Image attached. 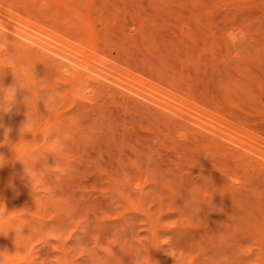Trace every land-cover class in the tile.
Returning a JSON list of instances; mask_svg holds the SVG:
<instances>
[{"label": "rangeland", "instance_id": "obj_1", "mask_svg": "<svg viewBox=\"0 0 264 264\" xmlns=\"http://www.w3.org/2000/svg\"><path fill=\"white\" fill-rule=\"evenodd\" d=\"M0 11V264H264V0Z\"/></svg>", "mask_w": 264, "mask_h": 264}, {"label": "bare ground", "instance_id": "obj_2", "mask_svg": "<svg viewBox=\"0 0 264 264\" xmlns=\"http://www.w3.org/2000/svg\"><path fill=\"white\" fill-rule=\"evenodd\" d=\"M0 12H1V11H0ZM3 13H4V15H5V12H3ZM6 14H7V13H6ZM7 16H8V14H7ZM13 18H14V17H13ZM0 19H3V17H1ZM9 19H10V21L13 20L11 16H10ZM0 21H1V20H0ZM16 21H17V20H16ZM4 22H5V21H4ZM0 23H1V22H0ZM18 23H19V22H18ZM10 24H11V22H10ZM12 24H13V23H12ZM15 24H16V23H15ZM28 24H29V23H28ZM28 24H27V25H28ZM29 25H31V24H29ZM0 26H2V25L0 24ZM10 26H11V25H10ZM14 26L17 27V25H14ZM14 26H12V27H10V28H9L8 26H6V27L9 28V29L12 28V29H13V32L16 30V33H17V34H20V31H21V32H22L21 35L23 36V39H24V37L26 38V39H24L23 41L30 40V43H31V41H32V43H31L32 45H33V42H34V44L36 43V44H37L38 46H40L41 48L46 49V50L48 51L49 55H50V54H53V55H55V56H58V57H55V58L53 57V58H54V61L59 62V61H61L60 59H63V58H64V59H66L67 62L70 63V65H72L71 63H75V64L77 63L78 55H77L76 53H74V52L71 53L72 51H69L70 53L63 52V50H62L61 48H59V47H60L59 40H55V39H54V40H55V41H54V40L52 39V40H53V41H52V40L49 39L50 41L54 42L53 44L56 45V43H57V44H58L57 46H55V45H53V44H50L49 40H47V42H49V43H47L46 40H44V39H43V40H44L45 43L42 42L43 40H42L41 37L45 38L44 35H45L46 32H44L43 30H41L39 27L32 26V25H31V26H28V29H27V27H24V28L27 29V31H28L29 29H31V31L29 30V34L27 33L28 35H26V34H24V33H26L25 29H22V28L18 27V29H20V30H19V33H18L17 29H16V28L14 29ZM3 27H5V25H3ZM29 27H34V29H35L36 31L38 30V32H40V35H39L38 32L34 31L33 28H29ZM3 29H4V28H3ZM12 29H11V30H12ZM6 30H7V29H6ZM23 30H24L25 32H24ZM32 30H33V32H32ZM0 31H2L1 28H0ZM3 32H4V31H3ZM34 32H35V33H34ZM42 32H43L44 34H42ZM89 32H90V31H89ZM37 33H38V35H37ZM9 34H10V33H9ZM21 35H20V36H21ZM42 35H43V36H42ZM89 35H91V33H89ZM14 36H16V35H14ZM22 36H21V37H22ZM46 36H48L47 33H46ZM17 37H19V36H17ZM21 37H20V38H21ZM20 38H19V41H20ZM46 38H49V37H46ZM21 40H22V39H21ZM41 40H42V41H41ZM57 41H58V42H57ZM27 42H28V41H27ZM28 43H29V42H28ZM61 43H62V42H61ZM62 44H63V43H62ZM25 45H26V44H25ZM32 45H31V47L34 48V46H32ZM58 46H59V47H58ZM64 46H65V45H64ZM24 48H25V47H24ZM28 48H29V47H28ZM26 50H27V46H26ZM28 50H30V49H28ZM32 50H33V49H32ZM67 50H68V49H67ZM41 52H42V49H41ZM41 52H40V53H41ZM44 52H46V51H44ZM44 52H43V53H44ZM45 54H46V53H45ZM75 54H76L77 56H76ZM61 57H62V58H61ZM56 58H57V59H56ZM80 59H81V57H80ZM58 60H59V61H58ZM62 61H63V60H62ZM63 62H64V61H63ZM79 62H80V61H78V64H79ZM64 63L66 64V62H64ZM64 63H62V64H64ZM83 63L86 64V65L88 66V63H87V62L84 61ZM83 63L80 62V64H83ZM75 64H74V65H75ZM80 64H79V65H80ZM101 64H102V63H101ZM89 65H90V64H89ZM72 66H73V65H72ZM75 66H76V65H75ZM82 66H84V65H82ZM87 66H86V68H88ZM73 68H74V67H73ZM89 68H90V67H89ZM94 68H95V67H94ZM94 68H93V69H94ZM101 69H102V67H101ZM104 69H105V68H104ZM104 69H103V70H104ZM105 71H106V70H105ZM75 72H76V71H75ZM82 73H83V72H82ZM103 73H105V72H103ZM79 74H80V73H79ZM87 74H88V73H87ZM106 74H107V73H106ZM76 75H77V74H76ZM84 75H85V73H84ZM92 75H96V74H92ZM87 77H88V76H87ZM106 77H107V76H106ZM106 77H104V78L106 79ZM77 79H78V77H77ZM85 79H86V78H85ZM78 80H79V79H78ZM102 80H103V79H102ZM108 80H109V79H108ZM106 81H107V79H106ZM106 86H107V85H106ZM148 99H149V98H148ZM152 100H153V99H152ZM154 101H155V100H154ZM156 101H157V100H156ZM156 103H157V102H156ZM156 103H155V104H156ZM158 104H159V103H158ZM162 105H163V104H162ZM157 106H158V105H157ZM160 106H161V105H160ZM164 106H165V104H164ZM168 106H169V105H168ZM168 106H167V108H170V107H168ZM162 108H163V107H162ZM165 108H166V107H165ZM166 110H168V109H166ZM166 110H165V111H166ZM169 110H170V109H169ZM169 110H168V111H169ZM171 111H172V110H171ZM175 111H176V110H175ZM176 112H177V111H176ZM177 114H178V115H180V114L182 115L183 113H179V112H177ZM177 114H175V115H177ZM181 115H180V116H181ZM184 115L187 116L186 114H184ZM184 115H182V116H184ZM177 117H179V116H177ZM188 117H189V115H188ZM191 117H192V116H191ZM194 117H195V116H194ZM194 117H193V119H194ZM179 118H180V117H179ZM189 119H190V118H189ZM184 120H185V119H184ZM186 121H187V120H186ZM195 121H197V120H195ZM197 123H198V122H197ZM194 124H195V123H194ZM201 124H203V123H201ZM196 125H199V124H196ZM206 127H207V126H206ZM207 128H208V127H207ZM209 128H211V127L209 126ZM209 128H208L207 130H210ZM216 128L218 129V127H216ZM221 128H222V127H221ZM205 129H206V128H205ZM223 129H224V128H223ZM203 130H204V129H203ZM211 130H212V132H214V133L216 132V133H217V136H220V135H218L219 132H217L216 129H215V130H214V129H211ZM220 130H221V129H220ZM205 131H206V130H205ZM209 132H211V131H209ZM225 132H226V131H225ZM206 133H207V132H206ZM207 134H211V133H207ZM212 134H213V133H212ZM219 134H221V133H219ZM225 134H226V133H224L223 136H225ZM228 134L230 135V134H232V133H231L230 131H228ZM214 135H216V134H214ZM229 135H228V136H225V138H226V139L228 138L227 142H228L229 139H230V140H231L230 142L232 143V141H235V139H233L232 137H230V136H232V135H230V136H229ZM207 136H208V135H207ZM217 136H215V137H217ZM209 137H210V136H209ZM220 137H221V136H220ZM214 139H215V138H214ZM218 139H219V137H218ZM215 140H216V139H215ZM224 140H225V139H224ZM220 141H221V138H220ZM222 141H223V140H222ZM217 142H218V141H217ZM224 142H225V141H224ZM235 142H238V143H239V141H235ZM247 143H248V142H247ZM233 144H234V143H233ZM244 144H245V143H244ZM248 144H250V143H248ZM228 145H229V144H228ZM230 145H231V144H230ZM250 145H251V144H250ZM250 145H249V146H248V145H242V146H245L246 149L248 150V149H252V148H251L252 146L250 147ZM226 146H227V145H226ZM254 146H255V145H254ZM229 147L232 148V145L229 146ZM245 147H244V148H245ZM232 149H233V148H232ZM232 149H231V150H232ZM239 149H240V147H239ZM241 149H243V148H241ZM241 149H240V150H241ZM253 149H254V148H253ZM240 150H239V152L242 151V150H241V151H240ZM243 150H244V149H243ZM247 150H246V152H247ZM254 150H255V149H254ZM248 151H249V150H248ZM234 152H235V151H234ZM236 152H237V150H236ZM249 152H250V151H249ZM256 152H257V151H256ZM237 153H238V152H237ZM241 153H242V152H241ZM247 153H248V152H247ZM250 153H251V152H250ZM254 153H255V152H254ZM235 154H236V153H235ZM238 154H239V153H238ZM257 154H259V153H257ZM244 155H248V154L245 153ZM260 155H261V154H259V156H260ZM239 158H240V157H239ZM251 158H253V157L251 156ZM241 159H242V158H241ZM246 159H247V157H246ZM3 188H4V186H2L1 191L3 190ZM3 204H4L3 206L5 207L6 202L4 201ZM4 209H5V208H4Z\"/></svg>", "mask_w": 264, "mask_h": 264}, {"label": "clouds", "instance_id": "obj_3", "mask_svg": "<svg viewBox=\"0 0 264 264\" xmlns=\"http://www.w3.org/2000/svg\"><path fill=\"white\" fill-rule=\"evenodd\" d=\"M11 87H13V86H7V87L5 86V88H11ZM6 95H7V93L0 92V98H2L3 96H6ZM13 95L15 96L16 93H13ZM0 112H3V115H7L8 114L7 111H4L2 106H0Z\"/></svg>", "mask_w": 264, "mask_h": 264}]
</instances>
